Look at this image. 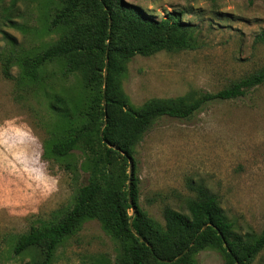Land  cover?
I'll return each mask as SVG.
<instances>
[{
  "label": "rangeland",
  "instance_id": "374dc122",
  "mask_svg": "<svg viewBox=\"0 0 264 264\" xmlns=\"http://www.w3.org/2000/svg\"><path fill=\"white\" fill-rule=\"evenodd\" d=\"M157 19L178 12L195 25L196 46L135 56L122 85L135 105L149 98L217 92L264 69V0H127ZM57 0H0V50L33 54L55 41L47 24ZM53 65L49 71L57 69ZM16 76H4L0 61V264H34L39 247L15 253L19 236L33 226L56 222L74 204L90 168L80 147L57 157L50 143L63 134L64 119L50 107L44 89L26 92ZM41 73L38 78L41 77ZM27 81V79H23ZM53 87L77 96L75 76ZM133 170L139 177L140 205L164 224L163 208L185 209L190 183L204 182L218 195L242 233L264 230V83L237 99L208 103L192 119H159L136 146ZM117 178L130 163L115 157ZM116 241L97 219L67 238L52 264H114ZM200 264H224L221 250L200 251ZM252 264H264V249Z\"/></svg>",
  "mask_w": 264,
  "mask_h": 264
},
{
  "label": "trees",
  "instance_id": "16d2710c",
  "mask_svg": "<svg viewBox=\"0 0 264 264\" xmlns=\"http://www.w3.org/2000/svg\"><path fill=\"white\" fill-rule=\"evenodd\" d=\"M57 2L47 31L57 32L59 37L20 57L0 50L1 68L6 78L14 79L12 70L18 64L22 71L18 81L26 92L44 89L51 109L65 122L63 134L50 143V152L66 157L80 147L87 155L90 175L72 207L56 222L22 233L15 253L39 247L43 258L34 264H52L58 246L79 232L87 220L97 219L118 245L114 264H200V251L210 245L221 250L224 264H252L264 249V230L242 233L206 183L189 184L193 194L186 198L184 210L166 205L162 224L140 205L136 172L133 170L129 191L124 187L126 171L120 168L113 179L110 165L119 157L125 162L131 158L135 166L136 146L159 119L189 120L208 103L245 96L264 83V69L217 92L153 97L135 105L122 85L128 63L137 55L193 49L195 25L183 21L178 12L157 19L127 0ZM53 65L57 69L49 71ZM73 76L79 82L77 96L53 87L56 79Z\"/></svg>",
  "mask_w": 264,
  "mask_h": 264
},
{
  "label": "water",
  "instance_id": "95a60500",
  "mask_svg": "<svg viewBox=\"0 0 264 264\" xmlns=\"http://www.w3.org/2000/svg\"><path fill=\"white\" fill-rule=\"evenodd\" d=\"M107 61H108V58L106 59V63H107ZM106 79H107V75H106V72H105V81H106ZM129 163H130V168H129V183H128V190L130 191V189H131V179H132V173H133V161H132V159L131 158H129ZM132 211H133V213L135 212V207L133 206L132 207ZM131 228L133 229V226H132V223H131ZM206 228V226H204V229ZM133 231H134V229H133ZM181 256V255H180ZM180 256H178L177 258H179ZM176 258V259H177ZM175 259V260H176Z\"/></svg>",
  "mask_w": 264,
  "mask_h": 264
}]
</instances>
